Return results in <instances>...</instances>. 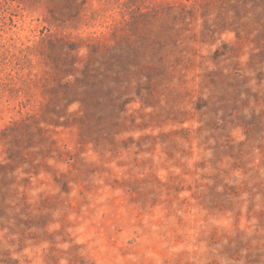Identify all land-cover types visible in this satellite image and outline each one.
<instances>
[{"label": "rangeland", "instance_id": "1", "mask_svg": "<svg viewBox=\"0 0 264 264\" xmlns=\"http://www.w3.org/2000/svg\"><path fill=\"white\" fill-rule=\"evenodd\" d=\"M0 264H264V0H0Z\"/></svg>", "mask_w": 264, "mask_h": 264}]
</instances>
